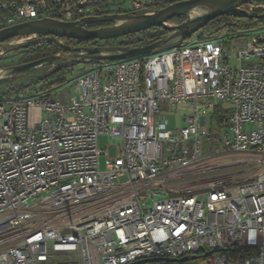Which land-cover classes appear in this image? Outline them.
Segmentation results:
<instances>
[{"label": "built area", "instance_id": "obj_1", "mask_svg": "<svg viewBox=\"0 0 264 264\" xmlns=\"http://www.w3.org/2000/svg\"><path fill=\"white\" fill-rule=\"evenodd\" d=\"M172 2L0 0V29L78 21L103 15L102 5L149 14ZM240 9L264 19V1ZM256 20L156 54L88 63L67 82L68 101L44 81L0 92V264H129L209 251L205 264H264V24ZM161 104L190 106L183 125L167 128ZM100 136L115 143V157ZM238 162L254 174L210 175L186 190L190 176Z\"/></svg>", "mask_w": 264, "mask_h": 264}, {"label": "water", "instance_id": "obj_2", "mask_svg": "<svg viewBox=\"0 0 264 264\" xmlns=\"http://www.w3.org/2000/svg\"><path fill=\"white\" fill-rule=\"evenodd\" d=\"M251 1L254 0H178L149 14L111 13L84 17L78 21L44 18L0 29V57L5 52L46 41H54L62 48V51L57 54L0 69L6 72L0 75V82L47 65L55 67L74 63L110 62L156 54L183 44L193 34L199 32L217 17L234 13L248 14L242 11L240 7ZM200 7L205 8V11L192 16L191 10ZM180 16H184L186 19L181 23L170 24L169 21L172 18ZM258 18H264V15L258 16ZM154 27H162L169 30L170 33L155 42L129 46L74 47L67 45L62 40V38H70L107 41ZM31 36L32 38L26 40L18 39L15 41L20 37ZM212 253V251H209L205 256H210ZM192 258H195V256ZM189 259L190 256L181 258L150 257L129 264L159 261L184 262Z\"/></svg>", "mask_w": 264, "mask_h": 264}, {"label": "rangeland", "instance_id": "obj_3", "mask_svg": "<svg viewBox=\"0 0 264 264\" xmlns=\"http://www.w3.org/2000/svg\"><path fill=\"white\" fill-rule=\"evenodd\" d=\"M168 1H178V0H168ZM231 30V29H230ZM229 31V30H225ZM223 32V31H221ZM199 33V32H198ZM16 39L15 41H17ZM101 44H104V41L101 42ZM20 63H24L22 59V53L18 50L5 52L0 57V69L7 68L13 65H17ZM68 71L69 73L66 76V83L70 82L73 78L78 76L80 73H82L86 67V64H69ZM53 67L51 65L39 67L36 70H33L29 73H23L18 75L17 77L5 80L0 82V92L4 91H10L12 89L19 88L23 85L29 84V83H37L36 80L46 76ZM56 87V86H55ZM56 94L60 97V99L68 101L72 97V85L66 84V85H58ZM62 95L65 98H62ZM162 111L164 112L165 116V126L167 128H179L184 123V116L188 113H190V106L185 107H170L167 104H161ZM209 120H210V127L215 130L216 128V121L213 117L212 113L209 114ZM98 146L100 149H106L108 147L109 150V156L115 157L116 156V146L115 143H113L112 139L105 136H100L98 138ZM235 157H233L234 159ZM105 156L102 155L101 157V169L105 168ZM254 169L252 168V165L248 162H238V163H225L221 164L220 166L214 167L212 170H205L199 174L190 176V178L186 181V190H193L200 188L205 179L212 175L215 177H221L224 180L228 182H235V181H241L244 179L249 178L251 175L254 174ZM185 262V261H184ZM183 264H205V260L198 259L195 262L188 261ZM182 263V262H181Z\"/></svg>", "mask_w": 264, "mask_h": 264}, {"label": "trees", "instance_id": "obj_4", "mask_svg": "<svg viewBox=\"0 0 264 264\" xmlns=\"http://www.w3.org/2000/svg\"><path fill=\"white\" fill-rule=\"evenodd\" d=\"M256 1V0H254ZM252 1V2H254ZM264 1V0H260ZM169 3L163 5V7L167 6ZM111 13L110 9L107 5L100 6L98 10V14H106ZM255 15L234 13L229 15H224L217 17L211 20L205 27H203L199 33L203 36H213L221 31L230 30L235 27L243 28L253 25V21L256 20ZM186 17H174L169 22L170 23H181L185 20ZM256 23L264 24V19H257ZM108 25V24H103ZM170 33L169 30L164 29L162 27H154L145 31H141L138 33L129 34L120 38H115L111 40L104 41L103 45H112V46H129L135 44H147L151 42L158 41L164 36ZM63 41L69 46L74 47H96L102 45L101 42L103 40L97 39H70V38H62ZM22 53L23 62H30L33 60H37L43 57H47L52 54H57L62 51V48L54 41H46L41 42L35 45L25 46L21 49H18ZM70 65H57L53 67V69L44 77L36 80L35 82L44 81L47 82L48 85L58 86L60 84H64L66 82V76L69 73L68 68ZM220 107H217L214 113V116L217 118L219 124L223 123V118L220 117ZM245 250L238 247H232L229 251H239ZM190 259L185 261L184 263L191 261L195 262L198 259H203L205 257L204 252L195 253L189 255ZM195 256V258H192ZM145 264H183V262H150Z\"/></svg>", "mask_w": 264, "mask_h": 264}, {"label": "bare ground", "instance_id": "obj_5", "mask_svg": "<svg viewBox=\"0 0 264 264\" xmlns=\"http://www.w3.org/2000/svg\"><path fill=\"white\" fill-rule=\"evenodd\" d=\"M204 11H205V8L200 7V8H194L193 10H191L190 13H191L192 16H194V15L200 14V13H202ZM4 73H6V72L0 70V75H2Z\"/></svg>", "mask_w": 264, "mask_h": 264}]
</instances>
